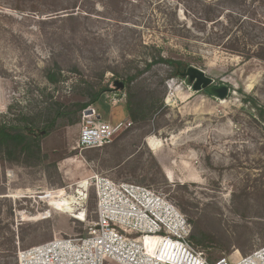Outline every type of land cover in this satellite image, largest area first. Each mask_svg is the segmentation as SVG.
I'll use <instances>...</instances> for the list:
<instances>
[{
    "label": "rangeland",
    "instance_id": "1",
    "mask_svg": "<svg viewBox=\"0 0 264 264\" xmlns=\"http://www.w3.org/2000/svg\"><path fill=\"white\" fill-rule=\"evenodd\" d=\"M208 14L220 22L206 24ZM229 40L241 52L258 50L264 0H0V122L20 125L45 97L87 101L84 83L95 82L108 89L91 106L102 122L132 123L110 145L81 151L80 114L79 124L59 119L41 139L39 163L0 154V264H18L20 250L86 236L101 177L176 205L210 261L264 247V62L229 53ZM161 59L204 71L230 87L229 97L193 92ZM147 65L130 88L115 89ZM58 69L61 82L52 85L46 72ZM129 89L146 109L154 105L146 120H127ZM83 181L77 213L87 211L86 222L56 210L53 196L63 190L79 199Z\"/></svg>",
    "mask_w": 264,
    "mask_h": 264
},
{
    "label": "built area",
    "instance_id": "2",
    "mask_svg": "<svg viewBox=\"0 0 264 264\" xmlns=\"http://www.w3.org/2000/svg\"><path fill=\"white\" fill-rule=\"evenodd\" d=\"M132 126L102 122L89 107L82 112L78 149H102ZM96 222L86 236L54 239L18 252V264H264V247L210 261L190 243L192 225L158 192L97 178ZM87 221V211L82 222Z\"/></svg>",
    "mask_w": 264,
    "mask_h": 264
},
{
    "label": "trees",
    "instance_id": "3",
    "mask_svg": "<svg viewBox=\"0 0 264 264\" xmlns=\"http://www.w3.org/2000/svg\"><path fill=\"white\" fill-rule=\"evenodd\" d=\"M205 8L211 11L213 6L207 5ZM202 20L206 24L214 23V25L220 22L218 19H214L211 14L203 17ZM236 44L235 41L229 40L227 45H223V48L229 53L240 55L247 60L256 58L264 62V43H258L256 45L258 46L257 51L249 52L239 51ZM160 61L173 66L174 75L176 74L175 76H180V73H182V63L163 59ZM147 68L148 65L144 71H138L135 75H128L123 82L125 87L128 85L130 88L133 83L143 76L144 72L148 70ZM45 77L50 84L57 85L61 82L62 71L58 69L57 72H46ZM84 85L87 87L85 89L87 101L65 106L59 102H54L52 98L48 100L45 97L43 98L45 100L42 102L44 106H41L36 111L31 110L26 113L20 125L0 122V154H3L7 160L11 162H21L26 165L39 163L42 159L41 139L56 128L58 120H67L70 126L79 124L80 117L78 116L82 114L85 109L99 103L105 92L108 91L107 87L103 86L101 83L86 82ZM136 98L137 97H135L129 89L125 108L129 119L133 123L140 119L146 120L149 116L148 114L153 112L155 108L154 105H152L149 109H146L144 106L145 102L143 100L136 102ZM162 106L163 104H161L158 109L162 108ZM260 112L264 122V109L260 110ZM43 119L45 120L43 121ZM190 243L197 251L203 254L201 249L206 246V241L196 238L192 233Z\"/></svg>",
    "mask_w": 264,
    "mask_h": 264
},
{
    "label": "water",
    "instance_id": "4",
    "mask_svg": "<svg viewBox=\"0 0 264 264\" xmlns=\"http://www.w3.org/2000/svg\"><path fill=\"white\" fill-rule=\"evenodd\" d=\"M180 77L188 80L193 92H204L206 95L220 101H225L231 93L228 85H217L204 71L196 67H189L180 73ZM114 85L118 92L125 90V84L123 82L115 81Z\"/></svg>",
    "mask_w": 264,
    "mask_h": 264
},
{
    "label": "bare ground",
    "instance_id": "5",
    "mask_svg": "<svg viewBox=\"0 0 264 264\" xmlns=\"http://www.w3.org/2000/svg\"><path fill=\"white\" fill-rule=\"evenodd\" d=\"M153 150H157L159 148V145L156 146L152 144ZM88 190V182L83 181V183L80 184L79 190L77 192L78 195L81 197L77 199L75 196H69L65 191H60L55 196L58 203H56V210H62L65 211L68 214H71L73 218L82 221L84 219L83 212L77 213V206L81 204V201H83V198L85 197V193ZM63 213V212H62Z\"/></svg>",
    "mask_w": 264,
    "mask_h": 264
},
{
    "label": "crops",
    "instance_id": "6",
    "mask_svg": "<svg viewBox=\"0 0 264 264\" xmlns=\"http://www.w3.org/2000/svg\"><path fill=\"white\" fill-rule=\"evenodd\" d=\"M125 110H126V109H125ZM126 112H127V110H126ZM127 120H128V113H127ZM117 121H118V118H117V120H116V124H118ZM119 123H120V122H119Z\"/></svg>",
    "mask_w": 264,
    "mask_h": 264
}]
</instances>
